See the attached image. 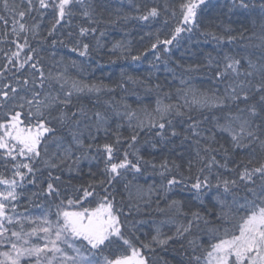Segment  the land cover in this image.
<instances>
[{"label": "snow or ice", "instance_id": "snow-or-ice-1", "mask_svg": "<svg viewBox=\"0 0 264 264\" xmlns=\"http://www.w3.org/2000/svg\"><path fill=\"white\" fill-rule=\"evenodd\" d=\"M210 7L105 19L108 0H0V264H168L170 250L177 264H264V0L223 5L229 20L255 15L251 30L202 29ZM129 20L147 43L112 42L109 62L151 53L171 86L128 69L93 78L100 25ZM198 37L241 47L169 67ZM202 70L209 88L193 86ZM130 86L151 99L133 90V107Z\"/></svg>", "mask_w": 264, "mask_h": 264}, {"label": "trees", "instance_id": "trees-1", "mask_svg": "<svg viewBox=\"0 0 264 264\" xmlns=\"http://www.w3.org/2000/svg\"><path fill=\"white\" fill-rule=\"evenodd\" d=\"M181 0H108L109 3V10L103 12V17L107 19L109 17V14L111 13L112 16H115V13L117 11H122L124 13H131L132 15H135L136 13L132 9V4L139 3L141 6L144 3H155L159 5H163L165 3H168L172 7H176L179 5ZM228 2V0H211V3L215 5V7L208 8L204 13V23L201 25L202 29H206L208 27H211L213 31L220 32L221 30L216 27L217 24L220 23V21H223L224 23H231V27L239 31L241 24H243L244 27H247L251 30L252 28V21H256L259 23L258 18L255 15H252L251 20L248 19V13H242L240 11H237L233 14H230V20L229 15H225L227 13V9L223 7ZM82 22V21H77ZM171 22V20H170ZM163 23V20H161L156 27H159L160 24ZM103 30L106 33V36L102 38V41L104 43V49H102L98 55H94V63L91 64V74L93 78H99L104 79L105 82H108V77L111 76L113 79H116L119 77V73L122 69H128L130 74L137 76L139 78H144L146 76H152L153 82H155L158 78L159 82L164 85L165 87L171 86L173 83L172 81V75L171 73L167 72L165 70L164 65H159V71H156L151 68L150 61L152 60L151 53H149L148 58L144 59L142 58L140 63V66L136 68L133 65V68H129L128 66L132 64L130 60H118L115 64H112L109 62V55L106 54V50L111 47V43L115 42L117 40H124L132 41V47H133V53L135 51L139 50L143 44L147 43V37H145L144 42L139 41V29H138V22L134 20H129L127 22L120 21L117 24H104L102 23L100 25V29ZM199 43L195 42V38L193 41H189L186 43L184 49H176L173 55V62L169 64V67L175 69L177 73L181 72L182 70L176 66L174 61H179L181 64L188 65V64H194L198 62H203L204 56L203 53L207 52H213V55L216 54V51H220L221 48H223L224 51H230L234 48H239L241 45L239 44H232V45H217L215 41H209L204 42L203 37H198ZM184 52V55L181 56V52ZM134 69V70H133ZM75 74L76 70H72ZM85 75H88V72H85ZM192 75V83L195 87L200 88H209L211 87L210 83V76L211 73H208L206 71H200V72H194ZM167 77V79H166ZM175 83L178 84V81ZM135 90L140 97H144L146 100L151 99L147 95V93L138 87L130 86L129 87V94L125 96V99L128 103L132 104L133 107H136L135 101L137 100V96L131 95V91ZM121 93L119 90L117 91V94H115V98L117 100L121 99ZM102 99H107V97H104ZM102 166V165H101ZM93 170L95 171L96 168L94 167ZM85 172H87V167H85ZM131 179V176L129 177ZM143 183V181H141ZM153 216L156 219H160L161 217L157 216L155 213H153ZM147 219L148 217H144ZM147 231V229H145ZM142 239L144 237H141ZM164 259L168 261V264H177V259L175 258V254L171 252V250L168 253H161Z\"/></svg>", "mask_w": 264, "mask_h": 264}]
</instances>
